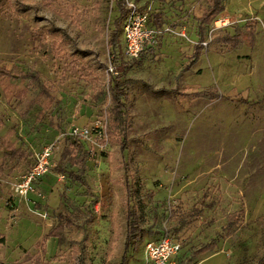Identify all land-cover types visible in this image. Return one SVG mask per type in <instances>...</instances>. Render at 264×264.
<instances>
[{
    "label": "rangeland",
    "instance_id": "obj_1",
    "mask_svg": "<svg viewBox=\"0 0 264 264\" xmlns=\"http://www.w3.org/2000/svg\"><path fill=\"white\" fill-rule=\"evenodd\" d=\"M132 1L156 31L136 60L116 0H0V264H121L127 180L142 238L124 264H147V240L166 234L182 241L178 264L214 239L196 264H264V0H225L197 58L213 0ZM115 77L129 92L126 138L109 123ZM97 122L103 149L63 135ZM50 144L52 167L12 212L14 183Z\"/></svg>",
    "mask_w": 264,
    "mask_h": 264
},
{
    "label": "trees",
    "instance_id": "obj_2",
    "mask_svg": "<svg viewBox=\"0 0 264 264\" xmlns=\"http://www.w3.org/2000/svg\"><path fill=\"white\" fill-rule=\"evenodd\" d=\"M5 0H1V2H4ZM224 1L225 0H213L210 6L203 12V14L199 18V24H198V38L199 41L194 46V51L192 57L197 58L202 50V48L207 43V40L209 38V25L212 23V21L221 14L222 10H224ZM119 10H120V17L127 16L129 9L125 5V0H116ZM117 19L115 22V29L112 32V35L110 37V48L119 54V51L121 50V43L119 41V33L122 30L121 26V20ZM148 25L150 27H153V20L151 16L149 17ZM145 51V50H144ZM143 51V52H144ZM143 54V53H142ZM136 60V59H135ZM117 68L123 69V66L119 65ZM117 73L119 74L118 70ZM34 78H37L34 76ZM126 81L119 82L118 79L115 77L114 80H112L111 86L109 88L110 96H111V104L108 107V115H109V123L111 131L114 129H119L121 132H123L124 137H127V130L129 125V114H128V100H129V92L126 88ZM67 142L69 144H77L80 148L82 145V141L74 138L68 137ZM125 149V148H124ZM69 157L70 164L72 166L78 165L82 160L80 159L81 156L78 157V155L74 154L71 156L70 152V146L65 148L62 158L66 159ZM70 175H72L75 179H81V177L76 174L75 172L71 171ZM127 192H128V200H127V238H126V244H125V253L123 255V259L121 264H124V261H126L129 258V255L131 252L136 251L139 247L140 239L142 237V226H141V220L140 215L137 207L132 202V190L129 181L127 180ZM242 210L239 212H235L231 214L228 217L226 226L224 228L223 236H229L231 235L235 229L237 228V224L239 223V216H241ZM55 234H59L58 229L55 228L53 231ZM217 246L216 240H212L208 243H205L201 245L199 248H196L192 251L190 256L185 258L184 264H196L197 259L207 253V252H213Z\"/></svg>",
    "mask_w": 264,
    "mask_h": 264
},
{
    "label": "built area",
    "instance_id": "obj_3",
    "mask_svg": "<svg viewBox=\"0 0 264 264\" xmlns=\"http://www.w3.org/2000/svg\"><path fill=\"white\" fill-rule=\"evenodd\" d=\"M125 5L129 12L123 27L124 51L129 58L138 59L147 44L154 39L156 31L154 27L148 25L150 16L147 12L140 11L132 0H125ZM110 70L112 73H117L113 67ZM63 135L91 145H98L101 149L105 148L109 142L107 124L103 122H97L93 126H72ZM52 155V144L45 146L38 153L32 167L14 183L13 195L26 197L35 190V183L52 167ZM181 249L182 243L168 234L156 241H148L144 250L147 264H172V258L177 256Z\"/></svg>",
    "mask_w": 264,
    "mask_h": 264
},
{
    "label": "crops",
    "instance_id": "obj_4",
    "mask_svg": "<svg viewBox=\"0 0 264 264\" xmlns=\"http://www.w3.org/2000/svg\"><path fill=\"white\" fill-rule=\"evenodd\" d=\"M124 36V35H123ZM124 38V37H123ZM124 46H125V38H124V44H123V50H124ZM81 149L82 150H84V151H88V152H90L92 149L90 148V146L87 144V143H85V142H82V145H81ZM40 180V179H39ZM38 180V181H39ZM38 181L36 182V183H38ZM29 195V194H28ZM28 195L26 196V197H20V196H16V195H13V196H11V200L9 201L10 202V205H9V208L12 210V212H14V211H18L19 209H20V207H19V203L20 202H24L25 200H27L28 199ZM128 200V192H127V199H126V201ZM72 220V219H71ZM74 224V222L72 221H69L68 222V225L69 226H72ZM161 237H163V236H161ZM161 237H158V238H154V239H151V241L152 240H154V241H156V240H158V239H160ZM126 238H127V215H126V236H125V244H126ZM142 238V237H141ZM175 240H177V241H179V242H181L182 243V241L181 240H179L177 237H173ZM141 240V239H140ZM147 241H149V240H147ZM125 244H124V246H125ZM182 247H183V244H182ZM181 251H182V249H181ZM181 251H180V253L177 255V256H175V257H173L172 258V264H178V261H179V257H180V254H181ZM177 259V261H176V259Z\"/></svg>",
    "mask_w": 264,
    "mask_h": 264
}]
</instances>
